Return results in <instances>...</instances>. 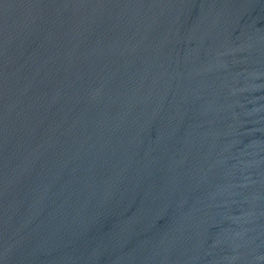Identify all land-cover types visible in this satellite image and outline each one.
<instances>
[{"label":"water","instance_id":"95a60500","mask_svg":"<svg viewBox=\"0 0 264 264\" xmlns=\"http://www.w3.org/2000/svg\"><path fill=\"white\" fill-rule=\"evenodd\" d=\"M0 264H264V0H0Z\"/></svg>","mask_w":264,"mask_h":264}]
</instances>
